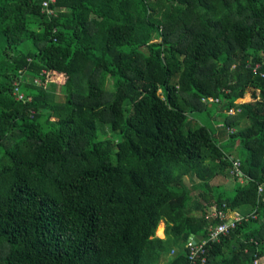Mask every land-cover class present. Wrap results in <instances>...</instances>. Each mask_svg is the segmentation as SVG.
<instances>
[{
	"label": "trees",
	"instance_id": "16d2710c",
	"mask_svg": "<svg viewBox=\"0 0 264 264\" xmlns=\"http://www.w3.org/2000/svg\"><path fill=\"white\" fill-rule=\"evenodd\" d=\"M43 1L0 0V264H200L211 206L202 264H264V0Z\"/></svg>",
	"mask_w": 264,
	"mask_h": 264
},
{
	"label": "built area",
	"instance_id": "2783aa9c",
	"mask_svg": "<svg viewBox=\"0 0 264 264\" xmlns=\"http://www.w3.org/2000/svg\"><path fill=\"white\" fill-rule=\"evenodd\" d=\"M48 2H53V0L43 1L41 3L42 7L46 8ZM33 81L36 82L37 79L33 78ZM11 93L14 94L16 99H20V94L16 90L15 82L12 83ZM231 166L229 173L235 176H243L240 169V162L236 158H230ZM262 185L258 187V192H262ZM244 215L239 213L236 210H224L218 209L215 206H211L206 214L207 218L218 217L219 221L214 225H210L207 230V235L197 237L194 239L193 235H189L184 243V248L186 249V254L189 260L194 261L195 258H198L199 263L202 264L206 260V241L210 238H218L219 234L228 231L234 223L242 218ZM252 264H261V261L254 256L251 260Z\"/></svg>",
	"mask_w": 264,
	"mask_h": 264
},
{
	"label": "rangeland",
	"instance_id": "374dc122",
	"mask_svg": "<svg viewBox=\"0 0 264 264\" xmlns=\"http://www.w3.org/2000/svg\"><path fill=\"white\" fill-rule=\"evenodd\" d=\"M46 80H49L50 82H52L49 84V89L51 91H55L58 95H60L61 94L60 85L63 83L64 76H62L60 73H52L50 75V77H47ZM248 99H250V98L248 96V93L246 92L242 97L236 98L235 101L239 102V101H244V100H248ZM237 108L230 109V111H237L238 110ZM191 115L193 118H195L197 121H200V122L201 121L206 122L209 119V118L203 119V118H205V116H207L205 113H203V111H192ZM185 182H187L186 178H185ZM212 183L213 184L219 183V184H222L224 187H226V189H230L229 187L233 183V178L232 177L217 176V177L213 178ZM158 225H160V222H158L157 226ZM154 233H156V231H154ZM156 234H158V230H157Z\"/></svg>",
	"mask_w": 264,
	"mask_h": 264
},
{
	"label": "crops",
	"instance_id": "0c3cea01",
	"mask_svg": "<svg viewBox=\"0 0 264 264\" xmlns=\"http://www.w3.org/2000/svg\"><path fill=\"white\" fill-rule=\"evenodd\" d=\"M159 222H160V226H161V233L159 235L155 233V235L159 238H162V236H163V234H162V222L161 221H159Z\"/></svg>",
	"mask_w": 264,
	"mask_h": 264
},
{
	"label": "bare ground",
	"instance_id": "6f19581e",
	"mask_svg": "<svg viewBox=\"0 0 264 264\" xmlns=\"http://www.w3.org/2000/svg\"><path fill=\"white\" fill-rule=\"evenodd\" d=\"M161 233V226L159 225V227H158V234H160Z\"/></svg>",
	"mask_w": 264,
	"mask_h": 264
},
{
	"label": "water",
	"instance_id": "95a60500",
	"mask_svg": "<svg viewBox=\"0 0 264 264\" xmlns=\"http://www.w3.org/2000/svg\"><path fill=\"white\" fill-rule=\"evenodd\" d=\"M197 237H200V234H196V235L194 236V239L197 238Z\"/></svg>",
	"mask_w": 264,
	"mask_h": 264
}]
</instances>
